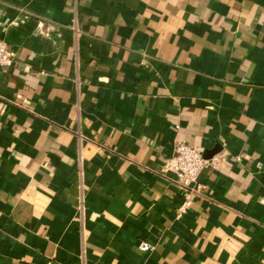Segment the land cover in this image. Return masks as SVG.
Wrapping results in <instances>:
<instances>
[{
    "label": "crops",
    "instance_id": "obj_1",
    "mask_svg": "<svg viewBox=\"0 0 264 264\" xmlns=\"http://www.w3.org/2000/svg\"><path fill=\"white\" fill-rule=\"evenodd\" d=\"M0 39V264H264V0H0ZM176 141L223 156L180 217Z\"/></svg>",
    "mask_w": 264,
    "mask_h": 264
},
{
    "label": "built area",
    "instance_id": "obj_2",
    "mask_svg": "<svg viewBox=\"0 0 264 264\" xmlns=\"http://www.w3.org/2000/svg\"><path fill=\"white\" fill-rule=\"evenodd\" d=\"M14 63V53L7 44L0 39V68L11 67ZM222 157L213 156L206 159L202 152L195 146L182 141H176L173 145V152L166 158L160 168L163 176L170 177L183 193L182 202L178 206L176 215L180 217L182 213L191 205L193 199L200 195L204 186L199 183V175L216 160ZM238 159V158H236ZM139 248L145 251L149 245L141 242Z\"/></svg>",
    "mask_w": 264,
    "mask_h": 264
},
{
    "label": "water",
    "instance_id": "obj_3",
    "mask_svg": "<svg viewBox=\"0 0 264 264\" xmlns=\"http://www.w3.org/2000/svg\"><path fill=\"white\" fill-rule=\"evenodd\" d=\"M215 152H216V150H211L208 153L205 151L204 153H202V156L207 159V158H209Z\"/></svg>",
    "mask_w": 264,
    "mask_h": 264
}]
</instances>
